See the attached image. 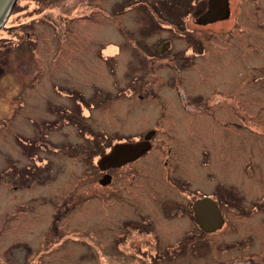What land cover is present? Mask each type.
I'll return each mask as SVG.
<instances>
[{
	"label": "rangeland",
	"instance_id": "rangeland-1",
	"mask_svg": "<svg viewBox=\"0 0 264 264\" xmlns=\"http://www.w3.org/2000/svg\"><path fill=\"white\" fill-rule=\"evenodd\" d=\"M114 1V12H130L110 19V0H16L0 29V264H219L264 254V8L256 20L198 28L205 53L195 79L207 112L189 120L204 168L200 152L193 162L226 213L224 227L205 232L193 221L191 240L171 246L170 210H158L165 241L144 232L142 245L119 246L108 215L135 217L124 208L138 200L98 186L85 131L131 126L159 110L148 96L169 91L148 76L145 58L169 29L161 22L147 34L152 0ZM168 39L166 56L184 41L196 46L188 36ZM226 81L235 83L227 101Z\"/></svg>",
	"mask_w": 264,
	"mask_h": 264
},
{
	"label": "flooded vegetation",
	"instance_id": "flooded-vegetation-1",
	"mask_svg": "<svg viewBox=\"0 0 264 264\" xmlns=\"http://www.w3.org/2000/svg\"><path fill=\"white\" fill-rule=\"evenodd\" d=\"M208 1L152 0V10L149 13L152 20L148 19V24H152L153 29L147 30V34H157L160 31L161 22L165 23L169 30H164V34H167H165V38L151 55L146 56V73L148 76L153 74L154 81H158L160 89L169 91V93L149 95L148 97L152 98V101L159 104V110L152 112L149 117H144L141 114L134 116V119H138V117L141 119L135 120L131 126H122L119 129L115 127V130L101 133H97L94 127L85 131L90 135L91 142L84 146L94 153L93 160H95L97 148L104 151L100 155L102 156L119 143L140 142L147 137L146 141L150 145L145 153L122 165L108 166L104 171L97 167L96 161L94 162L95 169L98 170L100 176L99 180L103 175L108 176L107 184L102 186L98 180V186L110 188V197L125 198L126 200L136 198L138 200L130 201L131 205L136 208L132 206L124 208L125 211L136 210L135 217L122 220L121 218L124 216L122 211L115 215H108L110 227H115L114 231L119 232L118 237L115 238V243L119 246L142 245L144 239L141 236L144 232L148 237L151 236V240L156 243L161 244L160 240L165 241L161 238L160 229L157 227L160 222L158 210H170L168 220L172 222L174 234L173 242L168 243L171 246L186 244L191 240L193 221L199 229L205 232L217 231L225 225L224 214L226 213H223L218 202L206 193L209 188L207 176L198 173L201 172L200 169L204 168V148L198 149L197 144L194 143L193 127L189 120V116L196 114L202 115L203 117H201L204 119V113L207 112L204 109V94L200 93L198 82L195 79L198 74V61L205 53L204 31H199L198 28L226 21L256 20L258 14L255 11L264 8V0H235L234 2L226 0L227 15L223 18L211 19L213 21L210 22L204 17L208 10ZM110 2H112L109 11L110 19L114 17V13L122 12L124 15L131 10L124 6L114 12L113 5L117 8L121 6V3L114 0H110ZM140 22L135 21L137 24ZM124 23L128 26L129 21ZM129 32L132 34V31L129 30ZM129 32L122 31L124 34ZM173 36H188L194 40L196 46L193 47L192 44L184 41L185 45L180 46L174 55L166 56L174 48L173 41L168 39ZM200 69L204 70V68ZM161 77H165V80H162ZM227 81L223 84L230 86L231 91L227 92L228 95H220L226 96L225 101L229 100V95L235 88V83ZM212 97L210 95L205 101H210ZM142 98L140 101L143 100ZM199 101L201 103L194 104ZM125 114L128 115V118L133 115L132 112ZM211 116L214 121L219 120L213 113ZM129 123L130 121H127L126 124ZM98 135L103 136L98 137ZM200 140L204 145V140L202 138ZM197 152H200V169L196 168L193 162ZM204 197L214 200L220 211L221 225L214 230H211L216 226L217 218L214 211L208 210L204 215V229L196 222L193 205L198 199ZM233 212L227 210V213L232 214ZM140 219H142L140 225L134 224L136 220ZM115 222L117 226H114ZM141 226L142 228H140ZM249 226L251 227V224ZM237 230H239L238 227ZM219 264H264V254L232 257L225 263Z\"/></svg>",
	"mask_w": 264,
	"mask_h": 264
},
{
	"label": "water",
	"instance_id": "water-1",
	"mask_svg": "<svg viewBox=\"0 0 264 264\" xmlns=\"http://www.w3.org/2000/svg\"><path fill=\"white\" fill-rule=\"evenodd\" d=\"M16 0H0V29L10 25L9 14L15 4ZM227 2L226 0H209L208 10L204 17L208 22L217 19V17H225L227 15ZM226 13V14H225ZM213 19V20H211ZM3 26V27H2ZM147 137L144 141L134 143H119L116 144L108 153L103 154L96 162L97 167L104 171L108 166L122 165L128 160L133 159L145 153L150 145ZM108 182V176L103 175L99 180V184L105 186ZM208 210L214 211L216 215V226L211 230L221 225L220 211L214 200L209 197L198 199L193 205V212L197 224L204 229V215Z\"/></svg>",
	"mask_w": 264,
	"mask_h": 264
},
{
	"label": "trees",
	"instance_id": "trees-1",
	"mask_svg": "<svg viewBox=\"0 0 264 264\" xmlns=\"http://www.w3.org/2000/svg\"><path fill=\"white\" fill-rule=\"evenodd\" d=\"M98 150H99L100 152H99ZM97 151H98V154H97L96 151H95V156H94L95 158H96V156L99 157V156L104 152L103 150H100V148H97ZM96 154H97V155H96Z\"/></svg>",
	"mask_w": 264,
	"mask_h": 264
},
{
	"label": "bare ground",
	"instance_id": "bare-ground-1",
	"mask_svg": "<svg viewBox=\"0 0 264 264\" xmlns=\"http://www.w3.org/2000/svg\"><path fill=\"white\" fill-rule=\"evenodd\" d=\"M228 11V6H227V10H226V12ZM226 14V13H225Z\"/></svg>",
	"mask_w": 264,
	"mask_h": 264
}]
</instances>
